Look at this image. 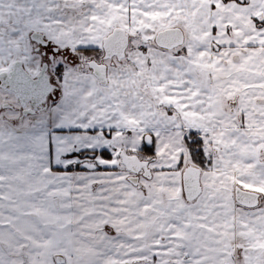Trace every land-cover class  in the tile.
<instances>
[{"label": "snow or ice", "instance_id": "snow-or-ice-1", "mask_svg": "<svg viewBox=\"0 0 264 264\" xmlns=\"http://www.w3.org/2000/svg\"><path fill=\"white\" fill-rule=\"evenodd\" d=\"M0 264H264V0H0Z\"/></svg>", "mask_w": 264, "mask_h": 264}]
</instances>
